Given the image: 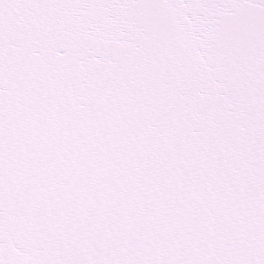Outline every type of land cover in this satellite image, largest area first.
I'll use <instances>...</instances> for the list:
<instances>
[{
  "label": "snow or ice",
  "instance_id": "obj_1",
  "mask_svg": "<svg viewBox=\"0 0 264 264\" xmlns=\"http://www.w3.org/2000/svg\"><path fill=\"white\" fill-rule=\"evenodd\" d=\"M0 264H264V0H0Z\"/></svg>",
  "mask_w": 264,
  "mask_h": 264
}]
</instances>
